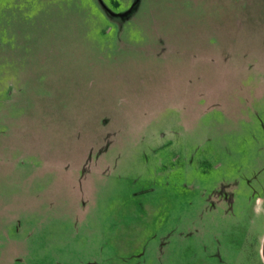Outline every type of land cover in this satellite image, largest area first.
<instances>
[{"label": "rangeland", "instance_id": "obj_1", "mask_svg": "<svg viewBox=\"0 0 264 264\" xmlns=\"http://www.w3.org/2000/svg\"><path fill=\"white\" fill-rule=\"evenodd\" d=\"M0 264H264V0H0Z\"/></svg>", "mask_w": 264, "mask_h": 264}]
</instances>
